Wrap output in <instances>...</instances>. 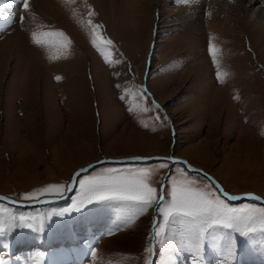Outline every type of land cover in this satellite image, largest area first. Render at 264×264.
I'll use <instances>...</instances> for the list:
<instances>
[{"label":"rangeland","instance_id":"374dc122","mask_svg":"<svg viewBox=\"0 0 264 264\" xmlns=\"http://www.w3.org/2000/svg\"><path fill=\"white\" fill-rule=\"evenodd\" d=\"M213 1L0 6V194L28 202L62 196L73 172L100 158L172 153L229 193L264 197V18L256 19L264 0H231L225 14ZM49 32L63 35H42ZM169 167L103 164L82 172L65 202H0V264H149L151 248L150 264H264V205L225 199L181 163L172 165L162 190ZM140 171L156 190L151 206L84 200L81 181ZM60 184L62 195L40 192ZM185 186L256 217L257 231L216 228L219 241L206 236L198 253L190 250L188 231L170 213L173 190Z\"/></svg>","mask_w":264,"mask_h":264},{"label":"snow or ice","instance_id":"6c2138e0","mask_svg":"<svg viewBox=\"0 0 264 264\" xmlns=\"http://www.w3.org/2000/svg\"><path fill=\"white\" fill-rule=\"evenodd\" d=\"M5 4V0H0V6ZM23 7L28 8V0H23ZM2 19V17H0ZM45 36L63 35V33H43ZM33 43L40 45L42 40L38 38L36 33L32 35ZM111 44V41H108ZM95 44V42H94ZM225 76L227 73L224 74ZM218 78H221L220 73H217ZM60 80L61 77H56ZM163 166V165H162ZM79 175V174H77ZM149 176L147 171H140L132 178L117 177L109 175L101 178H91L89 181H81V188L84 190V200L91 202L93 199L105 200L110 198L122 199L136 203L141 210L143 208L151 206L155 201L153 195L155 189L148 186L146 180ZM64 185H49L48 187L41 189V193L55 192L57 194H63ZM34 194H25L24 199L33 198ZM173 202L170 206V213L173 220H179V222L185 226L190 235V250L194 249L197 253L204 245L205 237L211 238L213 243H216L221 239V236L214 230L221 228L225 230H237L241 235H248L249 233H255L257 228L255 224L257 222L256 217L250 214H241L234 212L232 209L222 204L219 199H213L209 197L206 192H201L193 188L192 186H185L179 192L175 189L172 193ZM229 199H235V197H228ZM255 198V197H253ZM3 199V197H0ZM83 200L81 204H83ZM79 205L77 206V210ZM61 213H57L60 215ZM12 222H15L16 218H11ZM21 225H24V218H20ZM260 232H264V210L261 211L259 218ZM42 226V225H41ZM155 236H159L156 233ZM226 253L229 257L234 255V251L231 246L226 249Z\"/></svg>","mask_w":264,"mask_h":264},{"label":"water","instance_id":"95a60500","mask_svg":"<svg viewBox=\"0 0 264 264\" xmlns=\"http://www.w3.org/2000/svg\"><path fill=\"white\" fill-rule=\"evenodd\" d=\"M149 69H150V67H148V70ZM159 161L170 162V167L166 171L164 178H163V182L161 184L162 190L165 187V182L167 180V177L170 174V168L172 167V165L175 163H181L189 172L201 174L202 176H205L208 180H210L212 182V184L220 192L221 196L224 197L225 199H227L231 202H239V201L246 200V199H255L264 205V197L259 196L258 194L254 193V192H246V193H241V194L229 193L225 190V188L221 185V183L214 176H212L211 174H209L208 172H206L202 168H199V167L194 166L193 164H190L189 161L185 158L173 156L172 153H170L168 155H162V156L161 155H153V156L133 155V156H125V157H111V156L103 157V158H100L99 160H97L95 162H91L85 166L78 167L73 172L71 179H70V182H69V185L67 187V190H66L65 194L62 196H47L44 198H40L38 200L28 202V201H20V200H17L15 198L6 196L4 194H0V197H3V199H0V202H6V203H9L11 205H14L16 207H21V208L42 206V205H45V204H48V203H51L54 201L65 202L66 200L69 199L72 192L74 191L75 186H76V182H77V178L82 172L90 171L95 167H98V166L103 165V164H108V163H112V164H141V163H152V162H159ZM77 174H79V175H77ZM161 193L163 196V191ZM162 196L159 198L157 205L162 200ZM229 196L235 197V199H229L228 198ZM253 197H255V198H253ZM154 224H155V222H153L152 226H154ZM151 252H152V257L150 258L149 264L153 261V255H154L153 249Z\"/></svg>","mask_w":264,"mask_h":264},{"label":"bare ground","instance_id":"6f19581e","mask_svg":"<svg viewBox=\"0 0 264 264\" xmlns=\"http://www.w3.org/2000/svg\"><path fill=\"white\" fill-rule=\"evenodd\" d=\"M18 0H5V4L2 7L3 10L7 11L10 10L12 8V6H14L15 2ZM231 0H227V2L225 3L224 1L221 0H217V4L216 2L213 1V3L215 4V7L221 12L220 14H225L226 9L229 7ZM18 3V2H17ZM14 8V7H13ZM2 10V11H3ZM218 12V11H217ZM264 18V9H262L256 16V19L260 20ZM107 242V241H106ZM104 242V244L106 243ZM103 244V245H104Z\"/></svg>","mask_w":264,"mask_h":264},{"label":"trees","instance_id":"16d2710c","mask_svg":"<svg viewBox=\"0 0 264 264\" xmlns=\"http://www.w3.org/2000/svg\"><path fill=\"white\" fill-rule=\"evenodd\" d=\"M145 164H151V163H145Z\"/></svg>","mask_w":264,"mask_h":264}]
</instances>
